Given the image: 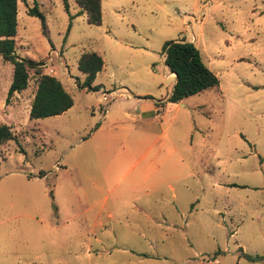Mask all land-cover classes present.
Instances as JSON below:
<instances>
[{"label":"rangeland","instance_id":"obj_1","mask_svg":"<svg viewBox=\"0 0 264 264\" xmlns=\"http://www.w3.org/2000/svg\"><path fill=\"white\" fill-rule=\"evenodd\" d=\"M17 5L16 54L73 104L30 118L32 69L5 102L0 54V264H264V0H101L100 24L75 0ZM184 36L219 85L170 101L162 45ZM87 49L96 89L76 82Z\"/></svg>","mask_w":264,"mask_h":264},{"label":"trees","instance_id":"obj_2","mask_svg":"<svg viewBox=\"0 0 264 264\" xmlns=\"http://www.w3.org/2000/svg\"><path fill=\"white\" fill-rule=\"evenodd\" d=\"M68 9V0H63ZM79 9L77 13H85L90 23L100 24L102 21L101 0H75ZM17 0H0V54L4 60L13 65V74L7 90L5 102L14 92L25 88L30 78L31 69L35 76L36 88L29 108V117L38 118L60 114L73 104L72 94L64 87L60 79L42 69L43 59L21 57L15 52V34L17 30ZM27 12L41 20V31L47 35V23L43 12L36 2L27 8ZM163 61L169 71L174 72V83L167 99L178 101L190 94L206 88H216L219 78L203 61L199 48L194 41L185 37L167 39L162 45ZM104 59L93 49L81 52L77 59L79 70L84 73L83 80L77 79V85L88 89H96L93 84L96 73L103 67ZM12 126L0 122V144L14 139ZM39 174H42L39 173ZM241 254L248 259L262 257L250 254L240 247ZM217 250L215 253H218Z\"/></svg>","mask_w":264,"mask_h":264},{"label":"crops","instance_id":"obj_3","mask_svg":"<svg viewBox=\"0 0 264 264\" xmlns=\"http://www.w3.org/2000/svg\"><path fill=\"white\" fill-rule=\"evenodd\" d=\"M17 7H18V5H17ZM102 13V12H101ZM47 30H48V27H47ZM15 37V36H14ZM186 39H188V40H192V36L191 37H186V36H184ZM192 41H194V40H192ZM42 59V58H41ZM103 66H104V64H103ZM103 68V67H102ZM55 73V72H54ZM52 74V73H51ZM168 74H173L174 75V72H171V71H169V73ZM175 80V79H174ZM35 88H36V85H35ZM35 88H34V91H33V95H34V92H35ZM106 92H108V93H111L113 96L115 95V90L114 89H110V90H107ZM32 98H33V96L30 98V104H31V100H32ZM29 108H30V105H29Z\"/></svg>","mask_w":264,"mask_h":264},{"label":"built area","instance_id":"obj_4","mask_svg":"<svg viewBox=\"0 0 264 264\" xmlns=\"http://www.w3.org/2000/svg\"><path fill=\"white\" fill-rule=\"evenodd\" d=\"M44 64V63H43ZM52 69L50 68V71H51ZM49 71V72H50ZM108 93V92H107ZM105 91H103L102 92V96H101V99H106L107 98V96H106V94H107Z\"/></svg>","mask_w":264,"mask_h":264}]
</instances>
